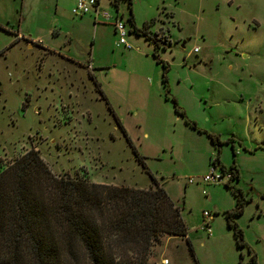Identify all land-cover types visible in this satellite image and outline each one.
Instances as JSON below:
<instances>
[{
  "label": "rangeland",
  "instance_id": "374dc122",
  "mask_svg": "<svg viewBox=\"0 0 264 264\" xmlns=\"http://www.w3.org/2000/svg\"><path fill=\"white\" fill-rule=\"evenodd\" d=\"M75 2L0 0V163L34 148L56 175L148 188L152 173L188 233L149 264H264V0H132L134 24L127 0H99L110 20ZM217 157L239 171L242 247L227 179L202 181Z\"/></svg>",
  "mask_w": 264,
  "mask_h": 264
},
{
  "label": "trees",
  "instance_id": "16d2710c",
  "mask_svg": "<svg viewBox=\"0 0 264 264\" xmlns=\"http://www.w3.org/2000/svg\"><path fill=\"white\" fill-rule=\"evenodd\" d=\"M127 1L131 11L132 0ZM112 3L118 7L119 0ZM129 18L134 24L132 11ZM147 26L134 31L157 41V49L158 39L148 35ZM176 111L183 114L178 107ZM137 157L145 166L143 157ZM1 165L0 264H149L152 248L163 236H187L179 207L152 173L148 188L56 175L34 148ZM228 171L232 177L225 186L237 202L226 217L242 247L243 233L230 221L243 211L245 200L230 184L239 171L235 165ZM244 264H257L255 255Z\"/></svg>",
  "mask_w": 264,
  "mask_h": 264
},
{
  "label": "built area",
  "instance_id": "2783aa9c",
  "mask_svg": "<svg viewBox=\"0 0 264 264\" xmlns=\"http://www.w3.org/2000/svg\"><path fill=\"white\" fill-rule=\"evenodd\" d=\"M73 13L77 16H83L85 14H90L94 16L95 20L99 18H103L106 20L112 19V16L106 12L102 11L99 0H76L75 5L73 7ZM114 28L116 35L118 36V40L116 42L117 46L123 47L125 49H132L131 44L127 40L128 31L125 27V23L121 20V18H116L114 21ZM196 50V49H195ZM210 168L208 173H206L202 177V181L204 183H220L227 179V182L231 179L232 173L226 169L218 170L217 164L215 161L210 163ZM192 180H190L191 182ZM210 216L209 212H204L205 223L202 224V227L207 231L208 234H211L210 221L208 217ZM167 263V260H165Z\"/></svg>",
  "mask_w": 264,
  "mask_h": 264
},
{
  "label": "crops",
  "instance_id": "0c3cea01",
  "mask_svg": "<svg viewBox=\"0 0 264 264\" xmlns=\"http://www.w3.org/2000/svg\"><path fill=\"white\" fill-rule=\"evenodd\" d=\"M19 36H20V34H19ZM22 38H23V37H22ZM47 49H51V48H48V47H47Z\"/></svg>",
  "mask_w": 264,
  "mask_h": 264
}]
</instances>
